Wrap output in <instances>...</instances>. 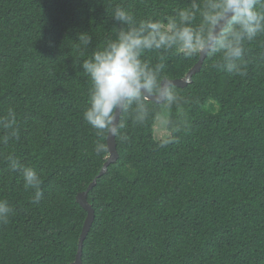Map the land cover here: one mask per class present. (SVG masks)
<instances>
[{
    "label": "trees",
    "instance_id": "obj_1",
    "mask_svg": "<svg viewBox=\"0 0 264 264\" xmlns=\"http://www.w3.org/2000/svg\"><path fill=\"white\" fill-rule=\"evenodd\" d=\"M191 2L0 0V198L15 210L0 224V264L75 259L87 215L76 196L109 155L96 154L83 118L91 84L81 64L115 38L114 7L164 18ZM81 33L92 37L87 47ZM246 49V75L206 57L193 82L177 86L179 107L160 110L181 126L173 142L161 146L151 121L129 120L130 139L116 138L120 156L88 194L95 219L83 264H264V35ZM159 55L172 78L199 59L144 58ZM9 154L41 175L39 203Z\"/></svg>",
    "mask_w": 264,
    "mask_h": 264
},
{
    "label": "clouds",
    "instance_id": "obj_2",
    "mask_svg": "<svg viewBox=\"0 0 264 264\" xmlns=\"http://www.w3.org/2000/svg\"><path fill=\"white\" fill-rule=\"evenodd\" d=\"M111 18L120 25L115 38L81 64L91 84L83 118L97 137V155L108 151L105 136L118 137L121 142L130 139L122 131L129 120L135 126L151 121L160 130L161 146L173 142L174 134L181 131L167 112L160 111L179 107L182 101L176 80L165 71L166 56H157L153 63L144 58L145 53H179L186 60L208 57L218 71L246 75V43L264 35V0H192L175 15L139 19L117 5ZM78 40L85 47L92 43L86 33ZM14 122L12 113L3 121L9 128ZM6 160L10 170L22 172L25 188L33 190L32 203H39L43 196L41 175L21 165L14 154ZM14 211L8 200L0 198V224H7Z\"/></svg>",
    "mask_w": 264,
    "mask_h": 264
},
{
    "label": "water",
    "instance_id": "obj_3",
    "mask_svg": "<svg viewBox=\"0 0 264 264\" xmlns=\"http://www.w3.org/2000/svg\"><path fill=\"white\" fill-rule=\"evenodd\" d=\"M206 57H199L198 61L188 70L185 76L179 78H173L176 80V84L178 87H185L189 83L193 82V75L199 72L202 68L203 62ZM107 145L109 150V155L102 166L98 175L93 179V181L88 185L87 189L81 191L77 194L76 200L81 204V206L87 211V215L82 227V231L78 241V248L77 253L75 256V260L71 264H83V246L84 241L87 238L91 227L93 225L95 219V208L93 205L88 201V194L93 189V187L97 184L98 178L104 175L110 164L116 162L120 156L118 149H117V140L113 136L107 137Z\"/></svg>",
    "mask_w": 264,
    "mask_h": 264
},
{
    "label": "rangeland",
    "instance_id": "obj_4",
    "mask_svg": "<svg viewBox=\"0 0 264 264\" xmlns=\"http://www.w3.org/2000/svg\"><path fill=\"white\" fill-rule=\"evenodd\" d=\"M155 136L157 139H160V136H161L160 130L156 127H155Z\"/></svg>",
    "mask_w": 264,
    "mask_h": 264
}]
</instances>
